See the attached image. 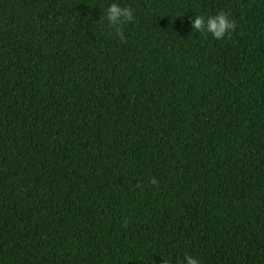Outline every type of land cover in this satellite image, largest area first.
Here are the masks:
<instances>
[{
    "label": "trees",
    "instance_id": "obj_1",
    "mask_svg": "<svg viewBox=\"0 0 264 264\" xmlns=\"http://www.w3.org/2000/svg\"><path fill=\"white\" fill-rule=\"evenodd\" d=\"M185 255L264 264V0H0V264Z\"/></svg>",
    "mask_w": 264,
    "mask_h": 264
},
{
    "label": "clouds",
    "instance_id": "obj_2",
    "mask_svg": "<svg viewBox=\"0 0 264 264\" xmlns=\"http://www.w3.org/2000/svg\"><path fill=\"white\" fill-rule=\"evenodd\" d=\"M134 11L131 6H121L117 3H112L104 13L108 27L122 42H126L123 25L133 22ZM191 23L196 32L205 36L210 33L217 40L223 39L226 35L230 39L231 33L237 28V22L234 19H230L229 14L224 11H219L214 16L208 17L197 15ZM150 183L156 186L159 185V181L155 177L150 180ZM142 186L140 183L136 185L138 188ZM123 227H128L127 218L123 222ZM163 264H169V261L163 259ZM184 264H199V260L191 255H185Z\"/></svg>",
    "mask_w": 264,
    "mask_h": 264
}]
</instances>
